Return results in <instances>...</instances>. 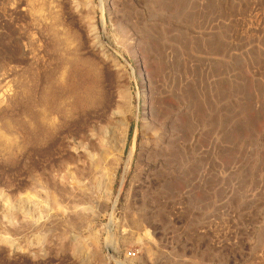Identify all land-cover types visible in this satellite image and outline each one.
<instances>
[{
    "label": "rangeland",
    "instance_id": "obj_1",
    "mask_svg": "<svg viewBox=\"0 0 264 264\" xmlns=\"http://www.w3.org/2000/svg\"><path fill=\"white\" fill-rule=\"evenodd\" d=\"M39 1L0 0V264H264V0Z\"/></svg>",
    "mask_w": 264,
    "mask_h": 264
},
{
    "label": "bare ground",
    "instance_id": "obj_2",
    "mask_svg": "<svg viewBox=\"0 0 264 264\" xmlns=\"http://www.w3.org/2000/svg\"><path fill=\"white\" fill-rule=\"evenodd\" d=\"M45 1V0H44ZM30 4L32 3L33 5V8H31V9H33V10H35V12H39L42 16H43V12H44V10H45V8H44V3L43 2H40L39 0H30V2H29ZM47 4V3H46ZM30 7H31V5H29ZM46 7V6H45ZM53 12V11H52ZM57 12V11H56ZM49 13H50V11H49ZM37 15V14H36ZM45 15H47L46 13H45ZM51 15V14H50ZM39 17V16H38ZM46 18H47V16H45ZM55 17H57V16H55ZM40 18V17H39ZM44 18V17H43ZM49 18V17H48ZM58 18V17H57ZM56 18V19H57ZM56 19H53V21L51 22V32H52V34L53 35H57V34H59V31L56 29V27H55V24L57 23V20ZM57 26V25H56ZM49 30V29H48ZM50 31V30H49ZM62 35V34H61ZM64 37V36H63ZM62 37V38H63ZM97 38V37H96ZM69 41V40H68ZM83 72V71H82ZM61 80H62V83L64 82V75H63V73H61ZM59 76V77H60ZM100 76V75H99ZM86 80V79H85ZM58 81H59V78H58ZM44 91H45V89H44ZM83 92H84V95H83V98H84V101L87 103V104H91L93 101H94V99L96 98L95 97V95L96 94H94V90L93 89H91L90 90V88H87V89H84L83 90ZM98 96V95H97ZM41 100H42V98H41ZM42 104L43 103H45V101L43 100L42 102H41ZM75 103H76V101H72V103H71V107L69 108V110H71V111H73V109H75ZM77 104V103H76ZM93 104V103H92ZM63 105V104H62ZM62 105H60V108L62 107ZM70 105V104H69ZM65 106V105H64ZM78 107V106H77ZM65 108V107H64ZM63 108V109H64ZM120 108H122V107H119V110H120ZM68 109V108H67ZM68 111V110H67ZM122 112V114H121V116H120V118L119 119H117L116 121H117V123H119V124H121L122 123V120L124 119V111H123V108H122V110H121ZM73 113H74V111H73ZM119 113H120V111H119ZM51 114V113H50ZM68 114V113H67ZM117 116V115H116ZM51 116H49V114L47 113V110L45 109V108H41V111L39 112V114H38V122H40V128H41V130L43 131V132H45L46 133V135H49L50 133H51V129H52V127H51V125H52V120H51V118H50ZM82 130V129H81ZM84 131V130H83ZM84 134H85V132H83ZM1 134V133H0ZM42 135V134H41ZM2 136V135H1ZM3 136H5V135H3ZM82 137H84L83 135H81ZM6 137V136H5ZM4 137H1V139H0V148H4V150H5V148H9V147H11L12 145L10 144L11 142H9V141H7V137L6 138H4ZM84 140V139H83ZM82 140V141H83ZM94 141V140H93ZM14 142V141H13ZM105 142V141H104ZM103 142V143H104ZM83 143V142H82ZM106 146H105V148H102V147H104V146H100V148L98 147V145H96L94 142H89L88 143V147H92V148H98L100 151V153H99V157L98 158H95L94 157V153H93V155L92 154H90V156H91V163L95 166V168H97V167H99L98 165V163L101 161V162H103V159L104 158H106V156L105 155H107V143L105 144ZM88 147L87 146H84V151L86 152L87 150H88ZM9 149H11V148H9ZM9 149H7V150H9ZM103 149V150H102ZM3 150V149H2ZM8 153V152H7ZM85 154V153H84ZM81 156H80V152H78V153H76V154H74L71 158H74V160L75 159H79ZM100 161H99V160ZM112 160V159H111ZM116 160V159H115ZM107 161V160H106ZM109 161V160H108ZM109 162H111V161H109ZM113 162V161H112ZM112 162H111V164L110 165H112ZM89 163V162H88ZM105 163V162H104ZM107 164H108V162H107ZM114 164V163H113ZM92 166V165H91ZM108 166V165H107ZM107 166H106V169H107ZM113 166V165H112ZM102 168V167H101ZM104 168V167H103ZM76 169V168H75ZM75 169H74V171H75ZM105 169V168H104ZM80 171V170H79ZM76 175H77V173H76ZM78 176V175H77ZM77 179V178H76ZM77 184H79V181L80 180H74ZM77 184H76V187H78V189L79 190H83V189H85V188H79V186H77ZM43 185V184H42ZM82 185V184H81ZM53 194V193H52ZM27 198V197H26ZM75 204V203H74ZM76 205L78 206V204L76 203ZM31 217V216H30ZM69 217V216H68ZM81 226V225H80ZM96 244V243H95ZM76 253V252H75ZM74 253V254H75ZM81 253V252H80ZM76 255V254H75ZM79 255V254H78Z\"/></svg>",
    "mask_w": 264,
    "mask_h": 264
}]
</instances>
